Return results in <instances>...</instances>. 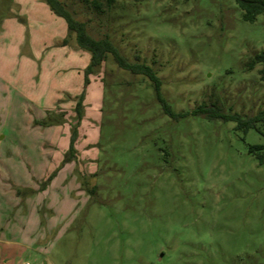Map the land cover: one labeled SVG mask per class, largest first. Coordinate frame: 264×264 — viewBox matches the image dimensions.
<instances>
[{
  "label": "rangeland",
  "instance_id": "1",
  "mask_svg": "<svg viewBox=\"0 0 264 264\" xmlns=\"http://www.w3.org/2000/svg\"><path fill=\"white\" fill-rule=\"evenodd\" d=\"M60 1L93 39L152 68L172 111L186 116H167L151 82L109 54L88 87L90 54L44 0H0V187L20 194L18 207L0 200V264H264V151L250 152L264 136L191 114L202 103L241 117L264 111L261 66L248 68L264 50V14L246 22L235 0H116L102 13L86 0ZM27 116L70 135L84 120L93 156L76 176L66 169L61 212L39 210L43 225L56 222L47 232L4 231L28 218L18 214L28 191L16 179L31 168L14 148L47 140L14 128ZM59 170L49 169L41 191Z\"/></svg>",
  "mask_w": 264,
  "mask_h": 264
},
{
  "label": "trees",
  "instance_id": "2",
  "mask_svg": "<svg viewBox=\"0 0 264 264\" xmlns=\"http://www.w3.org/2000/svg\"><path fill=\"white\" fill-rule=\"evenodd\" d=\"M51 13L64 20L69 33H74L77 46L90 54V61L85 71V85L89 83L88 76L101 66L106 55H111L117 67L128 71L133 75H141L146 77L152 84L157 101L163 108V112L170 118L176 119L184 117L186 114H176L172 111L170 105L165 100L160 92L161 82L152 68L138 61L136 56L135 62H129L117 49V47L107 38L95 40L87 32L83 22L74 19L73 15L65 9L60 0H44ZM116 0H86L89 6L97 13L103 12V6L111 8ZM237 7L242 12V20L253 22L256 16L264 14V0H235ZM256 65H260V78L264 81V50L255 54L248 63V68L251 70ZM83 95L79 98L75 105V119L77 123L82 118L83 113ZM194 116H201L208 120H221L236 123V128L246 131L248 129L256 130L261 136H264V111H259L252 117H241L237 113H224L215 104L206 105L202 103L191 112ZM78 137L76 128L71 130L69 149L64 161L69 162L73 159L74 141ZM264 151V145L253 146L250 152ZM258 159L261 164H264V153L258 154Z\"/></svg>",
  "mask_w": 264,
  "mask_h": 264
},
{
  "label": "crops",
  "instance_id": "3",
  "mask_svg": "<svg viewBox=\"0 0 264 264\" xmlns=\"http://www.w3.org/2000/svg\"><path fill=\"white\" fill-rule=\"evenodd\" d=\"M92 86V81H90L89 86ZM93 99L92 94L90 96V93L87 92L85 95V99L83 101V105H85V111L86 106L88 105L89 101ZM44 117L43 114L36 113V119H42ZM33 117L27 116L26 122H16V124L13 126L14 128H18L21 131H25V135H35V133L41 132V130L47 134L46 138L47 140L43 142H40V146L36 144V142H33L32 144L29 143L26 146L23 144L25 142L20 141V145L14 149H16V152L19 154H14L15 157H19L20 155H27L28 157V164L31 170L26 171L27 179L26 180H17L16 185L22 188H26L28 191L26 193L27 196H25V203L27 204V209L24 211V208L21 207L20 211L18 212L21 217L27 218L26 223L23 225L19 224H12L8 223L5 226L4 231H15V230H25L27 227L31 228V231L33 230H41V231H51L55 229L56 222H54L53 219H48L45 225H43L42 221L38 220L37 214L40 209L51 212L53 217L56 216L58 213L61 212L62 204L65 202V199L68 200L66 196H62L60 194V191L62 190L64 192V187L61 183L64 184V181L67 178V172L66 169H70L68 172V178H70L71 175L76 176L77 170L75 168H81V167H92V164L90 161L92 160V154L91 150L86 149V145H84V141L82 143V138L84 135L83 127H84V120H82L81 126L78 128V137L77 143L74 145V156L73 159L69 162H65V156L69 149V140H70V132L69 129H62L60 125H55L48 128H41L38 126H32ZM20 123V124H19ZM63 130L64 137L61 139V141H57L56 135L59 132V130ZM21 136V135H20ZM35 137V136H34ZM40 138H36L38 141ZM81 139V140H80ZM32 141V139L30 140ZM29 153V154H28ZM11 160L10 156L5 153L3 160ZM60 166V170L57 172L55 178L52 180V182L44 189H39V182L43 181L49 174L50 168H58ZM81 172L80 170H78ZM63 175V176H62ZM74 176V177H75ZM59 181V187L55 188L54 192L51 189V186L55 184V181ZM61 191V192H62ZM64 194V193H63ZM20 195L19 193L15 192L11 187L9 186H2L0 187V200L2 199L5 201L6 199H10L12 206L18 207L17 202H19V198L17 197ZM3 208V206H0V208ZM29 208V209H28ZM61 209V210H60ZM34 214L35 218L34 221L30 220V216ZM22 217V219H23ZM24 218V219H25ZM53 220V221H52ZM20 223V222H19ZM31 223V224H29Z\"/></svg>",
  "mask_w": 264,
  "mask_h": 264
}]
</instances>
